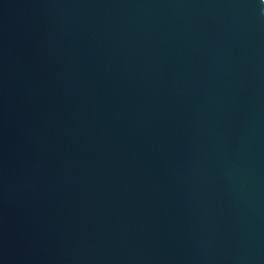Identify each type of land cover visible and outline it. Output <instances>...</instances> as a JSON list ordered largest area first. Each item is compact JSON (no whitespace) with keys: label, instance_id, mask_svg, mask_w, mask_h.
Wrapping results in <instances>:
<instances>
[{"label":"water","instance_id":"obj_1","mask_svg":"<svg viewBox=\"0 0 264 264\" xmlns=\"http://www.w3.org/2000/svg\"><path fill=\"white\" fill-rule=\"evenodd\" d=\"M0 264H264V0H0Z\"/></svg>","mask_w":264,"mask_h":264}]
</instances>
